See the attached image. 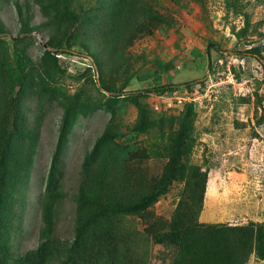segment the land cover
<instances>
[{"label":"rangeland","instance_id":"1","mask_svg":"<svg viewBox=\"0 0 264 264\" xmlns=\"http://www.w3.org/2000/svg\"><path fill=\"white\" fill-rule=\"evenodd\" d=\"M18 1L23 5L22 13L30 14L32 24L43 21L33 0ZM149 1L153 15L143 22L150 25H140L132 40L122 42L117 55L102 51L97 44L98 28L104 31L106 27L102 17L97 16L102 10L96 0L72 2L80 20L72 38L71 54L56 56L59 71L50 90L68 96L77 93L83 115L68 127L58 176L65 198L57 210L56 226L61 239L71 238L73 197L82 158L108 124L114 129L109 165L120 177L125 176L128 193L144 190L157 181L170 151L181 144L184 179L174 181L143 216L120 218L127 234L133 240H142L139 247H131L133 258L141 264H170V248L156 245L151 236L168 225L182 193L190 194L192 182L188 177L195 168L207 175L198 205V222L228 226L264 224V0ZM0 19L7 32L0 36L8 45V50L4 45L1 52L8 53L4 65L6 80L11 82L13 78L10 55L16 46L26 61L30 60L27 70L35 69L30 86L36 87L46 33L17 37L20 24L16 7L4 0H0ZM246 50H254L256 57L244 55ZM168 60L172 65H180L169 80H199L188 100L194 103L190 121L185 118L182 96L132 93L159 85L153 79L141 83L140 74L146 66ZM146 72V76L151 74ZM161 73L166 84L167 71ZM104 86L109 88V94ZM28 91L29 88L23 95L24 115L29 127L35 128L32 132H36L38 142L21 230L12 237V252L16 255L38 244L39 198L62 125L60 96L40 100L32 89ZM128 96H135L139 106L128 101ZM175 98L183 104H175ZM139 111L152 124L142 132L137 130ZM186 123L190 127L181 135ZM185 203L190 206L192 201L187 199ZM247 264H264V259L251 254Z\"/></svg>","mask_w":264,"mask_h":264},{"label":"trees","instance_id":"2","mask_svg":"<svg viewBox=\"0 0 264 264\" xmlns=\"http://www.w3.org/2000/svg\"><path fill=\"white\" fill-rule=\"evenodd\" d=\"M4 1L16 7L20 24L17 37L20 34L30 35L40 31L45 32L48 38L38 60L40 72L36 77L39 82L35 81L34 88L30 83L34 82L35 69L32 68L31 72L27 70L30 60L26 61L24 54L16 46L10 55L14 63L13 78L11 82L6 80L4 65L8 56V45L0 38V264H141L130 253L133 247H139L142 240H133L125 231L120 218L143 216V212L174 181L184 179L186 170L181 162L182 145L176 144L170 151V158L157 181L144 190L128 193L125 191V176L120 177L109 165L114 129L111 124L105 126L91 150L82 158L80 179L73 197L71 238L61 239L56 226L57 210L65 194L58 176L68 127L75 124L83 112L80 111L77 93L68 96L50 88L55 73L59 71L56 56L71 54L72 38L80 18L72 7L74 0H33L43 18L40 24L34 25L31 23L30 14L22 13L23 5L18 0ZM96 2L102 10V14L97 16L102 17L106 27L104 31L98 28L96 33L100 35V44H97L102 51L117 55L122 42L125 39L132 40L138 34L137 28L140 25H150V22H143L146 18L151 19L153 15V6L149 0ZM155 17H159L157 13ZM149 29L147 28V32ZM6 34L0 19V36ZM4 45L7 47L2 54ZM243 54L256 57L254 50H246ZM171 66L173 67L169 61L166 64L157 61L153 66H146L140 74L141 83L153 79L159 85L132 93L140 96L155 92L163 96L186 90L191 95L199 80L173 83L168 78L166 84H161L160 75L152 73V67L168 70ZM147 70L151 72L148 76ZM27 88L30 89L28 92H32V89L40 100L60 96L62 125L58 129L43 192L39 198L38 244L34 249L16 255L12 252V237L21 230L27 185L38 142L36 132H32L35 128L32 130L29 127L24 115L23 95ZM102 88L109 94V88ZM135 96H128V101L139 106ZM41 107L42 104L37 108L38 113ZM183 107L185 118L190 121L194 103H185ZM151 126L150 122L145 121L143 112L139 111L137 130L146 131ZM188 127L190 124L183 125L181 135L187 133ZM192 172L188 177V181L192 182L190 194L182 193L181 201L168 225L151 236L156 245L170 248L169 251L173 253L170 264H247L251 254L258 259H264V224L228 226L205 224L196 220L200 198L206 186L204 176L207 175L201 173V168H195ZM187 199L192 201L190 206L185 203Z\"/></svg>","mask_w":264,"mask_h":264},{"label":"crops","instance_id":"3","mask_svg":"<svg viewBox=\"0 0 264 264\" xmlns=\"http://www.w3.org/2000/svg\"><path fill=\"white\" fill-rule=\"evenodd\" d=\"M191 54L193 53L192 51L190 52ZM193 60H195V59H192V61ZM169 61V60H168ZM168 61H162L163 62V64H166V63H168ZM159 67V66H158ZM154 68V67H152V73L153 74H161V75H163L161 72H164V71H167V75L170 77H173L174 75H176L177 74V72H176V70H178V69H180V65H179V63H175L174 65H173V67L171 66L168 70H165V68L163 69V68H161V69H159V68ZM168 77V78H169ZM162 80H161V84H164V82H163V78H161ZM173 83H177V82H174L173 81Z\"/></svg>","mask_w":264,"mask_h":264},{"label":"built area","instance_id":"4","mask_svg":"<svg viewBox=\"0 0 264 264\" xmlns=\"http://www.w3.org/2000/svg\"><path fill=\"white\" fill-rule=\"evenodd\" d=\"M192 95V94H191ZM191 95H189L188 94V92L186 91V90H183V92H181V93H178V92H175V93H173V94H171V96L174 98V97H176V96H182V100L183 101H185L184 102V104L185 103H189V101L188 100H191ZM175 102H176V104H183L182 103V101H180L179 99H177L176 100V98H175Z\"/></svg>","mask_w":264,"mask_h":264}]
</instances>
